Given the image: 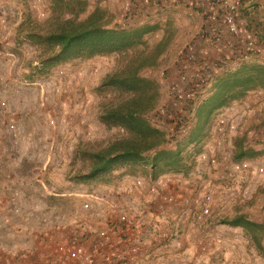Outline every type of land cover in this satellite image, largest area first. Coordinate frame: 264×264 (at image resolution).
I'll list each match as a JSON object with an SVG mask.
<instances>
[{"label": "rangeland", "instance_id": "1", "mask_svg": "<svg viewBox=\"0 0 264 264\" xmlns=\"http://www.w3.org/2000/svg\"><path fill=\"white\" fill-rule=\"evenodd\" d=\"M100 1H103V4H109L110 0H88L87 10L81 16L85 17ZM18 2L21 4L13 5L18 11L15 42L11 44V50L3 53L8 57L6 58L8 63L0 59V100L5 101V105L0 107V153L4 159L0 165L18 166L24 170L26 186L45 188V185H50L54 189L67 191V199L57 200L58 207L54 208L57 211V213L54 211L55 215L60 216L58 213H62L63 217L59 218L63 220L62 228H65V222L69 223L67 226L69 229L75 228L77 220L87 218L99 222L104 219L105 207L95 204V194L106 192L104 185L114 180V177L112 179L114 170L132 172V174L150 172L149 167L145 165L134 169L124 164L113 171L98 174L86 180L76 178L77 174L88 170L89 164L78 157L79 148L98 149L109 140L123 134L122 129L108 128L99 118L103 104L116 96L112 87H100V84L104 76L116 68L117 57L111 54L97 55L88 59L75 58L50 71L40 72L38 70L39 51L34 45L23 40L19 35V29L22 22L43 23L49 17L50 3L49 0H19ZM161 12L165 14L164 20H161L162 24L170 19L172 26H180V28L176 27L177 33L183 34V37L187 36V39H193L190 41L192 43L196 40V36L203 34L198 43L201 48L206 47V42H209L207 32L200 29L197 32L194 31L199 21L197 14L183 12L182 7H166ZM125 22V20L121 21V23ZM162 33L161 28L148 34L147 38L150 42H155ZM187 45L188 43L183 51H186ZM199 46L195 44L196 48ZM211 55H214V52ZM256 59L252 64H264V52ZM212 65L220 66L221 64L217 62ZM232 65L237 67L236 64ZM60 67H67L65 69L67 75L62 78L57 74ZM152 70L148 69L147 73L151 74ZM228 70H231V67ZM59 79L63 81L62 95L56 94L53 90L55 82ZM167 87L168 84L164 89L165 93ZM44 88L48 98L43 107L40 101ZM247 94H252L251 97L256 99L255 108L240 101ZM247 94L233 101L232 104L237 103L241 111L245 112L243 125L247 132L252 130V133L246 136V145L260 153L244 159L264 166V89L251 90ZM12 114L17 118L16 131H11L8 127L9 117ZM45 140L53 143L48 145ZM222 155L224 154L221 153L220 159H223ZM223 160L228 161V159ZM114 174L116 176L117 172ZM202 176L214 183L222 199V203L216 207L209 223L204 228L197 227L183 217L180 222L184 228L179 232L185 245L183 249L177 248L172 242H165L162 246L154 248L152 252L139 256L134 264H162V261L164 262L171 253L174 255L180 253L179 256L184 260H187L184 258L186 255H192V253L206 254V263L210 264H264V253L256 249L244 230L223 221L224 218L235 215L238 210L246 212L250 218L264 221V172L244 171L240 174L221 177L210 174L205 168ZM197 178L200 177H195L196 180ZM6 180V177L0 180V184H4ZM53 197L59 198L56 195ZM68 231L71 232V230ZM217 237L220 240L216 241ZM202 248H205L206 252H202ZM177 263L185 264L180 258Z\"/></svg>", "mask_w": 264, "mask_h": 264}, {"label": "built area", "instance_id": "2", "mask_svg": "<svg viewBox=\"0 0 264 264\" xmlns=\"http://www.w3.org/2000/svg\"><path fill=\"white\" fill-rule=\"evenodd\" d=\"M136 3L145 10L152 8L153 12L184 5L197 10L213 23L211 26L221 22L230 36L242 43L240 56L244 59L261 50L256 34L247 27L243 0H136ZM149 15L147 12L146 18L138 23L148 21ZM1 21L6 22L4 18ZM207 38L213 42L214 50L222 54V64L213 66L209 62L211 50L202 48L197 51L195 43L189 42L186 51L176 57L182 84H169L164 99L161 100L160 96L159 103L148 114L151 124L166 132L169 146H174L193 130L198 107L215 91L216 78L226 71L225 64L235 59L236 50L240 48L230 42L228 52L224 53L221 37L212 33ZM66 68L57 70L61 78L67 75ZM164 77L162 71L160 84H165ZM62 83V79L55 82L53 90L58 95L64 93ZM47 98L44 88L41 106L46 105ZM0 101V107L5 105L4 100ZM244 113L234 103L214 114L212 125L188 173L167 172L153 179L149 173L116 171L117 175L106 186V192L95 194V204L105 207L104 219L99 222L91 218L77 220L75 228L64 237L59 239L51 235L59 264H134L139 256L152 252L165 242L183 249L185 245L179 236L183 230L180 220L184 217L192 225L204 228L222 203L214 183L202 176L205 168L210 174L221 177L244 171L264 172V166L254 164L252 160L234 158L235 138L252 133L243 125ZM8 127L11 131L17 130L14 114L9 117ZM221 153L228 161L220 159ZM195 177L200 178L196 180ZM62 227L55 226L58 231H63ZM218 238L215 240H220ZM202 252L206 249L202 248Z\"/></svg>", "mask_w": 264, "mask_h": 264}, {"label": "trees", "instance_id": "3", "mask_svg": "<svg viewBox=\"0 0 264 264\" xmlns=\"http://www.w3.org/2000/svg\"><path fill=\"white\" fill-rule=\"evenodd\" d=\"M49 3L50 14L43 23L22 22L19 29L23 40L39 51L40 72L50 71L75 58L111 54L117 57L116 68L107 73L100 84V87H112L116 96L103 104L99 118L108 128L122 129L123 134L98 149L79 148L78 157L89 164L86 172L76 175L77 179L105 174L124 164L134 169L143 165L149 167L153 179L167 172L188 173L214 114L249 91L264 89V64L224 71L214 82L215 91L198 107L193 130L174 146H169L166 132L154 127L148 118L159 103L161 85L147 70L159 65L160 57L176 38L177 28L170 19L165 24L161 20L121 23L99 2L85 17L81 15L87 10L88 0H49ZM161 28L163 33L159 39L150 42L147 35ZM234 145L237 160L260 153L246 145V136L236 137ZM223 221L241 227L256 249L264 253V221L250 218L242 210Z\"/></svg>", "mask_w": 264, "mask_h": 264}, {"label": "crops", "instance_id": "4", "mask_svg": "<svg viewBox=\"0 0 264 264\" xmlns=\"http://www.w3.org/2000/svg\"><path fill=\"white\" fill-rule=\"evenodd\" d=\"M18 1L19 0H0V59L5 63H8V60H6L8 57L3 53L11 50L10 46L15 42V36L17 34L18 26H16V24L18 22L16 21L18 19H16V15L18 11L13 5L21 4ZM243 2L245 5L244 16L248 24L247 27L256 34L262 48L255 56L249 59H244L240 56L242 43L236 40L235 37L230 36L226 27L221 22H216V26H211L213 23L202 16L197 10H191L186 6V8H184V5L178 6L182 7L183 12L187 11L190 14H197V19L199 21L194 28L195 32L200 29L207 32L206 34L212 35V33H214V36L218 35L221 37L224 53L228 52L230 42L235 44V48L240 47L236 50L238 52L235 59H231L228 64H225L226 70L230 69V67L231 70H235L242 66L251 65L252 62L257 60L256 58L261 56L264 52V40L262 39L264 37V0H243ZM99 3L107 7L114 14L116 21L119 22L125 20L126 22L138 23L139 20L146 18L147 12L150 14L147 16L149 20H164L163 17L165 14L161 12V10L165 8L159 9L156 12H153L154 10H152V8L145 10L138 6L136 0H122L121 2L118 0H110L108 1L109 4H103V1ZM129 4L134 6L130 7ZM130 15L131 17H127ZM3 18L7 20L5 23L1 21ZM175 27L180 28V26ZM201 35L202 34L196 36V40H194V43L198 46V40ZM184 37L183 34L180 35L177 33L173 43L160 57L159 65L151 71V74L156 77L159 82L162 71L165 72V84H160L161 100L164 99L166 94L164 92L166 84H182L179 76V64L176 62V57L182 53L187 43L193 41V39H187V36ZM205 46V48L211 50V53L214 52V55L209 57V62L211 64H216L217 62L222 64L220 60L222 54L214 50L213 42H206ZM200 49H202L200 46L199 48L197 47V51H200ZM215 54L218 55L216 59ZM217 59L220 61H216ZM232 64H236L237 67H232ZM190 65H192V62H190ZM251 96L252 94H247V96L240 101L244 102L247 106L251 105V107L255 108L256 99H253ZM45 143L49 145L53 142L45 140ZM2 160H4L3 155L0 153V162ZM24 175V170L18 168V166L11 165L9 167H3L0 165V180H3L5 177L7 178L4 184H0V264H59L56 258V252L54 251V242L52 241L51 235L60 239L70 232L68 230H72V227L71 229L67 227L69 225L67 222H65L66 228H63V231H58L55 228L58 223H60L59 225L61 226L63 220L59 219L62 213H58L60 216L55 215L54 211L56 213L57 211L54 210V208L58 207L56 204L57 200L67 199V191L54 189L50 185H45V188L41 186H26L27 183H24V181L26 182L27 180ZM107 185L108 184H105L104 187L106 188ZM53 195L59 198L53 197ZM182 227L184 228L183 224ZM199 254L201 253L183 255L185 256L184 258H187V260H184L179 256L181 255L180 253H177L178 256L171 253L165 258L164 262L162 261V264H176L179 262V258L183 263L185 262V264H210L208 262L206 263V254Z\"/></svg>", "mask_w": 264, "mask_h": 264}]
</instances>
